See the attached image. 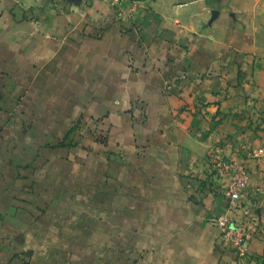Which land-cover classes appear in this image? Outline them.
Wrapping results in <instances>:
<instances>
[{
	"label": "crops",
	"instance_id": "crops-1",
	"mask_svg": "<svg viewBox=\"0 0 264 264\" xmlns=\"http://www.w3.org/2000/svg\"><path fill=\"white\" fill-rule=\"evenodd\" d=\"M214 1L0 0V264L264 260V124L242 113L264 108V43ZM231 49L261 59L228 89ZM220 153L248 170L236 206Z\"/></svg>",
	"mask_w": 264,
	"mask_h": 264
},
{
	"label": "rangeland",
	"instance_id": "rangeland-1",
	"mask_svg": "<svg viewBox=\"0 0 264 264\" xmlns=\"http://www.w3.org/2000/svg\"><path fill=\"white\" fill-rule=\"evenodd\" d=\"M204 7H208V11L211 12L212 8H214L213 13L216 15L215 18L221 12H225V18L230 20V25L232 27L240 28L239 34L244 37L245 41L248 42H262L264 43V0H215L213 3H205ZM243 32H245L243 34ZM251 48L253 46L251 45ZM231 64H226L225 61L222 59L218 61V70L220 71L219 75L224 76L227 78L228 82V89H233L242 85L241 76L248 75L253 73L254 64L257 62V58L262 56V60L264 59V53L261 56L255 54L254 56H247L241 53L242 51L232 50ZM252 62V66L250 68L244 67L242 68V64ZM242 63V64H241ZM233 70L235 73H233ZM232 71V73H231ZM239 74V77H235V75ZM230 76V77H229ZM230 78V79H228ZM245 86L243 87L242 91H244ZM259 112L261 114H259ZM243 115L248 116L249 118L253 116L252 122H255V126H260L264 124V108L262 110L254 109H246L243 112ZM244 116V117H245ZM247 118V117H246ZM247 121V120H246ZM259 123V125H258ZM242 126H246L245 123ZM247 126H250L249 124ZM253 126V125H251ZM222 154V153H220ZM226 157L225 154H222ZM249 157H264V146L259 148H251L249 153ZM231 160V158H230ZM234 162H242L237 160H232Z\"/></svg>",
	"mask_w": 264,
	"mask_h": 264
},
{
	"label": "built area",
	"instance_id": "built-area-1",
	"mask_svg": "<svg viewBox=\"0 0 264 264\" xmlns=\"http://www.w3.org/2000/svg\"><path fill=\"white\" fill-rule=\"evenodd\" d=\"M144 120L145 114H141L136 118L138 122H143ZM89 134L97 137L98 132L91 130ZM106 136L107 132L103 131L100 138L105 139ZM213 166L218 176L224 177L227 172H232L225 193L230 197L231 206H236L238 198L249 188L247 168L243 162H234L222 154L217 156ZM212 224L215 228L220 229L221 234L232 242L237 253L243 254L247 251L252 232L245 222L237 221L234 223L229 213H224L214 218ZM259 264H264V260L260 261Z\"/></svg>",
	"mask_w": 264,
	"mask_h": 264
}]
</instances>
